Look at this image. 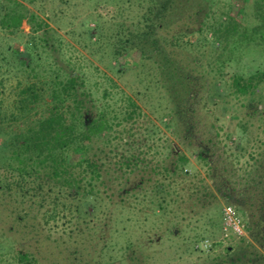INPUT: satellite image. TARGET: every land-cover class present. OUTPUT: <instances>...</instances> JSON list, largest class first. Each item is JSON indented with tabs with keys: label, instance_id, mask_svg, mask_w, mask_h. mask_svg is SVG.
I'll list each match as a JSON object with an SVG mask.
<instances>
[{
	"label": "trees",
	"instance_id": "16d2710c",
	"mask_svg": "<svg viewBox=\"0 0 264 264\" xmlns=\"http://www.w3.org/2000/svg\"><path fill=\"white\" fill-rule=\"evenodd\" d=\"M28 1L35 4V0ZM128 2L137 6L140 15L132 24L120 23L118 43L121 52L117 54L123 53L122 50L136 49L139 56L153 53L157 57L159 79L170 96L171 110L167 127L172 130L187 126L193 128L189 123L195 121L193 75L178 58L185 53L183 49L196 45L190 40H185V44L186 36H190V39L194 33L207 35L209 32L211 42L217 44L219 41L221 48L226 47L231 39L253 48L264 44V0L252 2V15L256 22L251 28L242 25L230 11L219 15L214 23L205 24V17L212 13L209 0ZM38 8L42 17L19 0H0L1 27L16 32L23 20H27L32 32L24 43L25 50H17L12 54L28 79L26 83L19 81L15 87L16 98L11 112H0V167L10 175V180H1L0 194L7 193L10 200L14 201L11 212L19 213L17 220L20 222L35 219L37 213H31L34 209L42 213L46 222L59 214L67 217L70 239L82 235L86 230L88 235L89 232L95 235V240L100 238L96 237L99 225L95 219L105 206L108 212L103 214L101 230L105 228L108 235L101 236L102 250L115 249L119 244L116 237L122 234L126 235L124 246L134 257L138 243L127 230L128 224L134 219L130 215L134 204L132 199L138 196L141 201L148 199L153 213L158 211L155 217L158 221L174 219L176 214L171 206L181 200L183 189L180 183L188 179L185 169L190 160L185 152L166 139L167 146H161L162 149H168L164 163H145L143 156L146 151L137 150L136 147L141 141L139 131H135L133 126L117 130L123 121L134 123L144 115L141 106L126 93L117 106V101H113L115 94L105 89L102 96L106 101L97 104L92 91L85 88L84 73L77 71L69 60L64 59L63 53L57 56L53 54L56 53V45L60 48L62 44L58 36V44L52 40L56 30L48 22L51 18L49 12L41 4ZM101 35L97 33V41L102 39ZM204 38L207 39L206 36ZM178 49H182L179 54ZM32 78L35 82H31ZM263 80L264 70L248 78L236 76L232 80L234 93L244 100L252 101L258 96L256 89ZM213 89L219 92L220 87H217L216 82ZM212 93L208 92L207 97L212 96ZM205 104L200 107V115ZM255 111H258L257 108ZM191 134L181 137L184 140ZM218 143L212 139L205 142L200 140L199 144L197 142V157L206 167V175L189 186V196L196 199L200 209L205 208L210 204L209 200L215 197L213 187L224 198H228L225 190L221 189L222 183H219L224 181L218 169L219 162L212 160L211 147ZM209 144L212 146L209 147ZM161 147L154 143L149 146V150L160 154ZM236 158L238 156L232 157L231 163ZM251 159L253 162L245 168L249 174L253 169L256 170L255 174L260 178L246 182L253 186V191L250 197H242L244 205L241 211L247 215L245 220L249 237L240 238L233 246H227L210 264H236L244 258L247 264L264 261V254L257 250V247L264 250V151L259 152L257 157L251 155ZM205 178L210 179V186L206 184ZM208 207H212V204ZM220 208V204L216 203L209 209L215 217H210L207 223L222 221ZM145 219L148 217L143 221ZM28 227L32 236L38 234L36 223L31 222ZM174 227L178 231L172 228L171 232L179 234L181 229L176 223ZM89 238L79 239L77 246L69 250L70 253L86 256L85 252L94 241L92 237ZM0 246L3 243L0 242ZM71 247L68 245L65 248ZM107 253L110 254V251ZM86 254L93 255L89 251ZM99 255L97 253L96 257ZM16 257L17 260L10 264H37L40 261L29 247L24 246L18 249Z\"/></svg>",
	"mask_w": 264,
	"mask_h": 264
},
{
	"label": "rangeland",
	"instance_id": "374dc122",
	"mask_svg": "<svg viewBox=\"0 0 264 264\" xmlns=\"http://www.w3.org/2000/svg\"><path fill=\"white\" fill-rule=\"evenodd\" d=\"M19 1L40 17L43 16L38 8L40 4L49 12L51 18L48 22L51 28L56 30V36L52 40L58 44V36L62 44L60 48L56 45V53L53 54L57 56L63 53L64 59L69 60L77 71L84 73L85 88L92 91L97 104L106 101L102 96L104 89L115 94L113 101H117V106L124 93L136 99L144 115L138 117L134 123L123 121L117 126V130L133 126L135 131H139L138 137L141 141L136 147L137 150L146 151L143 156L145 163H164L168 149H162L161 146H167L166 139L185 152L190 163L185 169L188 179L180 183L183 189L181 200L171 206L176 214L174 219L158 221L155 218L158 211L153 213L148 199L141 201L140 196L132 199L135 205L133 204L130 215L134 219L128 224L127 230L138 243L134 257H131L132 253L124 246L126 235L122 234L119 238L116 237L119 244L115 249L102 250L101 236L108 235L105 228L101 230L103 214L108 212L105 206L95 219V223L99 225L96 237L100 238L95 240V235L92 232L88 235L86 230L82 235H75L70 239L67 217L59 214L46 222L42 213L34 209L31 213H37L35 219L20 222L17 220L19 213L11 212L14 201L10 200L7 193L0 194V242L3 243V246H0V264L16 261V254L22 246L29 247L36 254L40 260L37 264H210L227 246H216L209 253L195 249L198 240L215 239L221 234L222 221L207 223L210 217H215L209 209L219 203L221 210L223 205L231 203L238 208L244 219H247L246 213L241 211L244 205L242 197H250L253 186L246 182L260 178L256 176V170L252 168L253 171L249 174L245 167L253 162L251 155L257 157L259 152L264 151V80L256 89L258 96L252 101L244 100L234 93L232 80L236 76L248 78L264 70V44L253 48L231 39L226 47L221 48L219 41L217 44L211 42L212 36L209 32L207 35L194 33L190 39V36H186L185 44V40H190L196 45L188 46L187 50L183 49L185 53L178 58L193 75L192 93L196 96V103L193 105L196 110L195 121L189 123L193 128L187 126L172 130L167 127L171 110L170 96L168 89L159 79L157 57L153 53L139 56L136 49L122 50L123 53L117 54L121 52L118 43L119 25H129L137 20L140 12L136 5L132 2L129 4L128 0H35V4L28 0ZM252 2L253 0H209L212 13L205 17L204 23L212 24L219 15L230 11L242 25L251 28L256 22L252 15ZM98 32L102 34L100 41H97ZM31 34V25L27 20H23L16 32L3 29L0 24L1 113L11 112L16 98L15 87L19 81L26 83L28 79L12 54L17 50H25L24 43ZM181 50L178 49L177 53ZM31 82H35V79L32 78ZM215 82L217 87H220L218 93L213 89ZM210 91L213 95L207 97ZM204 103L206 104L202 107L200 115V107ZM255 108L258 111H255ZM188 133H192L191 136L183 140L181 136L184 137V134ZM210 139L219 142L217 145L208 146H212L213 162H219L218 169L224 179L219 183H222L221 189L225 190L228 198H224L213 187L215 197L212 201L209 200L210 204L200 209L196 199L193 200L189 196V186L206 175V167L197 157V142L199 144L200 140L205 142ZM154 143L161 147L160 154L149 150V146ZM234 156L238 158L231 163ZM9 176L7 171L0 167V182L10 180ZM205 182L210 186L209 178H205ZM240 192L244 194H239ZM211 204L212 207H208ZM146 217L148 219L143 221ZM31 222L37 224L36 236L29 233L28 224ZM175 223L181 229L179 234L171 232L172 228L175 232L178 231L174 227ZM86 236L94 239L88 250L93 255L89 256L87 251L86 256L79 257L73 252L75 257L69 250H73L79 239L81 241ZM68 245L72 247L66 249ZM233 245L234 242L228 246ZM257 250L264 254L260 247H257ZM97 253L100 254L99 257H96ZM245 260L244 258L236 264H247ZM258 264H264V261Z\"/></svg>",
	"mask_w": 264,
	"mask_h": 264
},
{
	"label": "built area",
	"instance_id": "2783aa9c",
	"mask_svg": "<svg viewBox=\"0 0 264 264\" xmlns=\"http://www.w3.org/2000/svg\"><path fill=\"white\" fill-rule=\"evenodd\" d=\"M222 226L218 238H202L195 243V249L200 252L209 253L214 247L228 246L240 238L248 236L247 222L237 208L227 203L221 209Z\"/></svg>",
	"mask_w": 264,
	"mask_h": 264
}]
</instances>
